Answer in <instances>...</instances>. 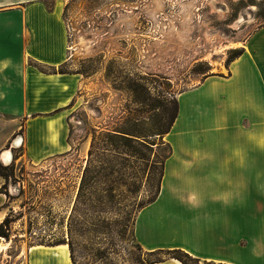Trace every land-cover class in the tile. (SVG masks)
<instances>
[{
    "label": "rangeland",
    "instance_id": "rangeland-1",
    "mask_svg": "<svg viewBox=\"0 0 264 264\" xmlns=\"http://www.w3.org/2000/svg\"><path fill=\"white\" fill-rule=\"evenodd\" d=\"M65 1L55 71L75 74L70 104L28 129L32 112L0 107V264H29L36 245H67L72 264H155L170 255L142 249L134 222L161 188L168 142L264 147V123L235 122L230 100V57L264 24V0Z\"/></svg>",
    "mask_w": 264,
    "mask_h": 264
},
{
    "label": "crops",
    "instance_id": "crops-1",
    "mask_svg": "<svg viewBox=\"0 0 264 264\" xmlns=\"http://www.w3.org/2000/svg\"><path fill=\"white\" fill-rule=\"evenodd\" d=\"M65 5V0H0V107L16 108L6 110L13 115L32 112L26 129L39 122V113L70 104L74 80L68 76L75 74L55 71L66 60ZM240 59L231 76L233 120L264 123V24L247 38L232 64ZM209 78L199 89L212 88ZM183 108L180 102L179 112ZM31 130L39 132L38 127ZM248 135L246 142L252 139ZM239 144L173 147L159 195L135 219L142 249L181 248L201 264H264V147ZM53 247L33 246L29 264L33 258L72 264L70 255L45 250ZM155 264L183 263L168 257Z\"/></svg>",
    "mask_w": 264,
    "mask_h": 264
},
{
    "label": "trees",
    "instance_id": "trees-1",
    "mask_svg": "<svg viewBox=\"0 0 264 264\" xmlns=\"http://www.w3.org/2000/svg\"><path fill=\"white\" fill-rule=\"evenodd\" d=\"M243 52H244V50H242V49L235 50L233 52V54L231 55L230 60L233 61L236 58L240 57ZM175 104H176V112H175V115H174V117L172 119V123H171L169 129L166 131V134H168L170 132V130H171V128H172V126H173V124H174V122H175V120H176V118L178 116V112H179V102H178V99L175 100ZM118 131H120V130H118ZM120 132H122V134H120V138H122L123 140L129 141V140L133 139V136H131L133 134L128 133L127 131H120ZM128 134H130V135H128ZM140 143L147 144V143H144V142H140ZM168 144H169V150H168V153H167V155L165 157V161H166V159L168 157H170L172 155V152H173V146H172V144L170 142H168ZM165 161H164V165H165ZM86 170H87V168H86ZM86 170H85V173H86ZM161 176H162V179H163V176H164V166H163V172H162V175ZM82 189H83V180H82V183L80 185V192L82 191ZM159 193H160V189H159V192L156 194V196L154 198H152L146 205H148L149 203L155 201L156 198H157V196L159 195ZM146 205H144L143 207H145ZM134 226H135V222H134ZM2 227H3V223H0V234L3 235V236H7L8 235L7 232L5 230H3ZM133 234L135 236V231H134ZM135 239H136V236H135ZM136 241H137V239H136ZM150 252H154V251H150ZM166 253L168 255H170V257H174L176 259H179L183 264H188L187 261L185 260L186 257L189 258L190 260H192L193 261V264H201L199 258H196V257L192 256L187 251H185V250H183L181 248H175V249H171V250H166ZM159 261H161V260L154 261L153 263H156V262H159ZM204 264H229V263H226V262H215V261H205Z\"/></svg>",
    "mask_w": 264,
    "mask_h": 264
},
{
    "label": "bare ground",
    "instance_id": "bare-ground-1",
    "mask_svg": "<svg viewBox=\"0 0 264 264\" xmlns=\"http://www.w3.org/2000/svg\"><path fill=\"white\" fill-rule=\"evenodd\" d=\"M16 142H19V139H17ZM3 157H5L6 160L7 159H10V157H11V151L7 149L4 152ZM47 250H55V251H58L59 250V252L61 254L65 255V256L70 255V251H69V248L67 247V245H62V246L61 245H57V246H54L53 248H50V249L47 248Z\"/></svg>",
    "mask_w": 264,
    "mask_h": 264
}]
</instances>
